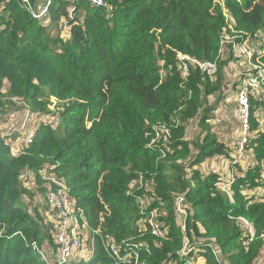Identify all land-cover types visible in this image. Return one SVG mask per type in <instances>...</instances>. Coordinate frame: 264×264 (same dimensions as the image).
Returning a JSON list of instances; mask_svg holds the SVG:
<instances>
[{
    "label": "trees",
    "instance_id": "trees-1",
    "mask_svg": "<svg viewBox=\"0 0 264 264\" xmlns=\"http://www.w3.org/2000/svg\"><path fill=\"white\" fill-rule=\"evenodd\" d=\"M105 1L109 12L83 0H50L45 25L21 0H0V117L11 123L0 126V134L22 124L27 130L33 118L44 116L34 140L20 151L0 135V264H45L33 245L55 247L43 170L68 187L89 229L136 246L139 264H196L198 258L202 264H264V128L257 117L264 100L252 103L246 145L251 163L237 168L231 197L220 189L218 174L196 168L231 157L210 126L213 103L228 91V58L220 57V42L233 35L256 41L259 32L264 39V0ZM178 53L216 61L217 74L210 77L188 62L182 76ZM255 56L264 61V53ZM50 98L56 102L52 117ZM25 108L30 118L21 115ZM194 119L199 137L189 140ZM162 125L169 142L156 138ZM30 175L36 191L23 184ZM39 194L51 209V223L40 211ZM177 195L184 197V226L174 210ZM152 209L159 212L163 238L146 229ZM240 218L255 229L246 246ZM90 254L81 264H127L99 240L95 251H79L81 258Z\"/></svg>",
    "mask_w": 264,
    "mask_h": 264
},
{
    "label": "built area",
    "instance_id": "built-area-1",
    "mask_svg": "<svg viewBox=\"0 0 264 264\" xmlns=\"http://www.w3.org/2000/svg\"><path fill=\"white\" fill-rule=\"evenodd\" d=\"M22 6L25 10L34 18L46 23L50 19V0H45L43 3L38 4L35 2L31 4L29 0H21ZM69 3H74L78 0H65ZM84 2L98 7L105 8L107 12L111 10L110 6L105 0H83ZM69 16L71 17L72 9L69 8ZM67 29V24L63 22L62 30ZM262 32H259L256 41H251L249 38H245L242 35L224 36L220 42L219 55L224 57L222 52L227 51L225 57L228 58V64L225 69V76L231 74L227 72V69L234 73V79L231 82L234 87L233 97H235V112L233 114L234 119L239 125L238 136L234 141L235 159L234 163H239V158L244 156L246 145L249 140L250 130V110L253 101L264 100V61L259 56L263 54L264 39ZM177 61L180 66L182 76L188 74V62L196 66L202 73L210 77H215L218 71V64L216 61H201L193 59L188 55L178 53ZM29 110V108H27ZM25 113V118H28L30 111ZM44 118V116H42ZM31 127V126H30ZM29 127V128H30ZM28 128V129H29ZM40 127H32L30 133L27 136L20 138L19 144H30L36 135L37 130ZM27 129V130H28ZM13 130V129H12ZM11 130V131H12ZM27 130H23V124L19 129L14 132L5 133L1 135L2 139H7L5 144L9 143V138L15 134H22ZM156 138L161 137L164 142H169V130L165 125L155 128ZM4 134V135H3ZM33 135V137H32ZM22 138H25L22 141ZM155 139L152 140V143ZM13 152H17V147L14 146ZM264 175V164L262 167ZM40 176L48 187L46 194L48 201L52 206L54 222L56 225L55 232V247L51 251H57L61 257H67L70 251H95L97 248V241L101 243L104 251H124V254H132L134 249L128 248L127 244L122 240L116 242L109 240L106 236L96 229H89L88 224L83 219V209L77 206L75 198L69 192L68 187L58 180L55 174H51L47 171L40 172ZM233 177L227 179V182L222 183L220 189L227 192L231 197L229 187ZM224 181V180H223ZM139 188L143 187V180L138 181ZM139 204L144 207L145 203L140 199ZM175 213L179 216L182 215L181 225L184 226L186 212L184 209V197L183 195H177L174 199ZM247 235L242 244L246 246L253 240L254 228L253 224L243 218L238 219ZM146 229L150 231V234L158 237H164V230L161 227L159 220V212L157 209H152L148 213ZM264 240V234L261 235ZM144 245V244H143ZM145 246V245H144ZM146 247V246H145ZM35 251H40L39 247L33 245ZM43 258L47 256L41 254ZM169 264V263H168ZM174 264V263H172Z\"/></svg>",
    "mask_w": 264,
    "mask_h": 264
},
{
    "label": "rangeland",
    "instance_id": "rangeland-1",
    "mask_svg": "<svg viewBox=\"0 0 264 264\" xmlns=\"http://www.w3.org/2000/svg\"><path fill=\"white\" fill-rule=\"evenodd\" d=\"M45 0H37V3H43ZM230 17H228V21H230ZM48 21H46L45 25L47 24ZM50 25V24H48ZM68 26L66 30H62L61 32V36L66 39L68 37ZM262 36V35H261ZM227 53L226 50H224V52H222L223 56H225ZM227 72H229L231 75L225 76V81L228 84V91L225 95L222 96V99L219 100V102H214L213 103V107L215 108L214 113H215V118H214V123H210L211 126V131L215 134V136L217 137V139L219 141H221L222 143H225V145L227 146V149L232 157V154L235 155V149H234V141L238 136V132H239V125L237 124V122H235V119L233 117V114L235 112V97H233V91H234V87H232L231 82L234 79V73L232 71H230L229 69H227ZM226 74V72H225ZM51 100V105H49V109H50V113L49 115L52 117L53 113H55V108H56V102L54 101L53 98H50ZM24 107V106H22ZM26 111H24V113H21V115L25 114L27 112V108H25ZM57 116V115H56ZM257 117H258V121H259V126L260 128H264V109L260 110L259 112H257ZM28 118H30L28 116ZM48 118H50L48 116ZM57 118V117H56ZM50 120V119H49ZM43 122V117L42 116H37L35 118H33V120H31V127H40L41 123ZM55 122H57V119H55ZM3 124H5L6 126H9L10 120L8 119V117H0V126H2ZM28 129L26 132L22 133V134H15L13 135L11 138L8 139V141H10L9 143L11 144L12 147H17V148H21V144H19L20 142V138L22 136H27L28 133H30V131L32 129ZM17 128L13 127V130L11 132H14V130H16ZM19 129V128H18ZM7 131V130H6ZM5 133H10V131ZM199 127H198V122L197 119H194L190 122L189 124V128H188V139L190 140H196L199 137ZM4 135V134H3ZM33 137V135H32ZM25 138H22V141H24ZM193 154H191L190 157H192ZM229 155L227 156H222V157H215L210 159L207 162H204L198 166H196V168L199 170L200 173H202V175H207L209 173H216L219 175L220 179H222L220 182L219 186L222 185V183L227 182V179L230 177H233L235 175V173H237V168L241 169V170H245L247 165L251 160V156L250 153L245 149V153L244 156L239 158L238 160H241L239 163H234L233 159L231 158ZM232 163V164H231ZM189 174V173H187ZM23 184L28 188L31 189V191H36L37 187L35 184V180L33 176H29V178L27 180L23 181ZM37 200L39 202H42V208H41V212L42 215L45 217V221H50V223L52 222L53 218H51V214H49V212L51 211L50 207L47 206V204L44 201V195L39 194L37 196ZM32 204H35L33 201L32 203H29V211L31 213H33V206ZM178 222L181 224V221L178 219ZM40 251H38V253L41 254H45L47 257L43 258L41 256V258L44 260L45 264H54V261H56V257L54 254V251H51V248L46 247L45 245L39 248ZM87 254V251H81V255L85 256ZM189 262H191V259H188ZM196 264H202V260L200 258H198L196 260Z\"/></svg>",
    "mask_w": 264,
    "mask_h": 264
},
{
    "label": "bare ground",
    "instance_id": "bare-ground-1",
    "mask_svg": "<svg viewBox=\"0 0 264 264\" xmlns=\"http://www.w3.org/2000/svg\"><path fill=\"white\" fill-rule=\"evenodd\" d=\"M235 122L237 121L235 120ZM254 234H255V229H254ZM54 252H55L56 260L58 261L59 264H81V262L86 263L92 257V254H90L87 257L81 258L79 255V251H70L69 256L63 258L58 254L57 251ZM107 252L112 254L115 257V259H117L118 261L121 260L127 264H139V259H140L139 251H134L132 254H124V251H117L116 254L114 253V251H107ZM182 252L185 253L186 251H182ZM213 253L216 257L217 256L219 257L218 254H216L215 252ZM218 262L220 264H223L221 260H218ZM140 264H145V263L142 262ZM187 264H190V262L188 261Z\"/></svg>",
    "mask_w": 264,
    "mask_h": 264
}]
</instances>
